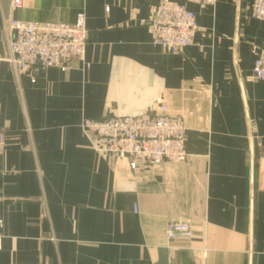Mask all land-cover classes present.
I'll return each instance as SVG.
<instances>
[{"label":"crops","instance_id":"0c3cea01","mask_svg":"<svg viewBox=\"0 0 264 264\" xmlns=\"http://www.w3.org/2000/svg\"><path fill=\"white\" fill-rule=\"evenodd\" d=\"M161 1L0 0L5 56L11 18L83 12L88 28L85 62L66 71L0 64V264H264V20L253 0L192 4L194 42L170 53L153 44ZM161 104L185 121L184 160L132 169L81 125ZM178 219L193 236L170 243Z\"/></svg>","mask_w":264,"mask_h":264},{"label":"built area","instance_id":"2783aa9c","mask_svg":"<svg viewBox=\"0 0 264 264\" xmlns=\"http://www.w3.org/2000/svg\"><path fill=\"white\" fill-rule=\"evenodd\" d=\"M217 0H162L150 18L153 44L163 51L177 53L194 42L198 29L192 4L214 6ZM14 9L24 0H10ZM250 17L264 20V0H253ZM9 35V55L0 54V64L9 62L16 71L59 68L66 71L72 60L85 62L88 28L86 15L79 12L74 22L22 20L4 22ZM87 66V65H86ZM252 78L264 81V42L254 61ZM87 134L96 136L95 149L116 159H128L132 169L138 161L151 162L184 160L187 127L181 115H172L161 104L156 113L109 116L102 120L85 119L81 123ZM6 149L5 130L0 128V154ZM3 221L0 219V226ZM170 243L191 239L192 222L170 220L166 228ZM0 234V248H1Z\"/></svg>","mask_w":264,"mask_h":264},{"label":"water","instance_id":"95a60500","mask_svg":"<svg viewBox=\"0 0 264 264\" xmlns=\"http://www.w3.org/2000/svg\"><path fill=\"white\" fill-rule=\"evenodd\" d=\"M240 4H241V0H239V11H240Z\"/></svg>","mask_w":264,"mask_h":264}]
</instances>
